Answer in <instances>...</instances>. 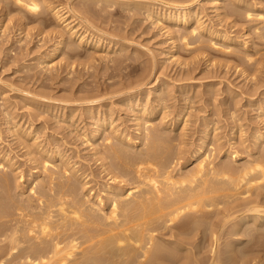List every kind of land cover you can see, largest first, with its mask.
<instances>
[{
  "label": "bare ground",
  "instance_id": "bare-ground-1",
  "mask_svg": "<svg viewBox=\"0 0 264 264\" xmlns=\"http://www.w3.org/2000/svg\"><path fill=\"white\" fill-rule=\"evenodd\" d=\"M7 1L24 9L23 11L26 14H30L29 16L25 14L26 18L42 15L44 11L52 14L53 19L61 26H64L65 29H63L64 33H61L58 50L62 51L65 47L69 49L67 53L72 55V53L76 52L77 47L84 42L85 33L82 34L83 32H80L85 25L83 21L88 20H79L80 16L76 13L73 14L70 7V9L67 7V10L63 9L64 7L61 9L47 0ZM173 1L96 0L97 9L100 7L98 10L95 9L96 6L91 8L87 5L82 8L84 10H80L93 15L94 12H108L111 8L119 5L121 10H118V8L117 10L121 13L135 14L138 12L141 16L144 14L149 19L155 18L158 22L162 21L165 27L168 28L167 30L175 34L170 37L172 45L175 47L174 54H176L178 48H182V45H179L181 42L184 45L183 49H189L191 45H202L203 42L209 40L208 37V39L204 37L207 39L204 41L202 37V39H199L200 36H197L198 34L200 35L199 31L201 26H203V19L200 21V17L198 18L196 14L200 6L198 8H195L197 5L193 6L197 0H189V2L186 0L185 4L188 5H184V3L183 5H178L177 2ZM211 1L213 3L212 8L217 10L218 16L221 15L219 11L225 9L222 13L223 16L221 15L220 17L222 22L223 20H228V17L231 18V16L235 17V24H237V20L246 21L247 23L244 22V24H248L247 31L249 30L251 35H254L257 40L259 39V42L264 40V7L261 6L262 4L260 5V3H264V0H228L231 3L229 6L228 4L226 6V0ZM256 1L261 8L257 6ZM8 2L4 3V5L10 4ZM103 2L106 5L100 6ZM1 3L3 4L2 0ZM159 5H161V10H156L155 8ZM4 7L6 8V6ZM109 8L110 10H108ZM201 10L203 11L202 7ZM84 12L82 13L83 17L85 15ZM72 14L77 16L70 20L69 18L73 17ZM199 14L202 15L201 12ZM87 15L90 16V14ZM23 16H21L22 20ZM81 22H83V25ZM191 22V29H187L186 26ZM200 22H202V25ZM180 27H184L181 32ZM204 28V33L210 36V40L206 44L204 43L205 46H211L213 50L215 48L217 49L216 51L225 55H234L235 58L237 56L247 65H255L260 49L254 48V50L247 47V39L240 40L236 36L219 32L207 25ZM196 36L198 39L191 42V39L193 40ZM71 38H77L79 43L76 44L78 42L76 41L72 44L70 41V44H66L69 43L66 40ZM177 40H180L179 44ZM245 47L246 49H244ZM121 50L123 51V49ZM120 59L124 58L121 56ZM123 61L118 60L117 63L119 62L122 65ZM143 83L145 85V82ZM148 90V99L151 97L150 94L158 95L159 93L157 88L151 87ZM163 93H159L160 96L156 100L158 102L156 106L158 108L166 107L167 110V106L164 107L167 95L165 96V92ZM140 96L141 92L130 94L124 101L126 105H129L131 101L137 100ZM184 96L186 95L184 94ZM90 97L89 99L85 98V101L88 100L87 102L92 104L83 111L86 115L92 114L93 105L96 106L97 104L94 103L99 100ZM184 99L182 100L181 98L182 101ZM63 101L65 102V100ZM156 101L154 102L156 103ZM149 102L152 101L149 99ZM36 104L47 107V110L56 107L49 102L45 103L37 100ZM147 104L148 102L145 103V105ZM97 106L99 107V105ZM185 107L179 110L177 108L174 109L175 112L176 110L178 112L174 115V111H172L171 118L174 115L173 118L179 121L180 118L189 116L188 113V115L185 114L187 112L186 109L189 107ZM131 108L134 109L136 107ZM258 109L263 117L264 100L258 104ZM136 110L134 112L135 119L138 122L136 135L130 134L129 131L125 132L128 128L122 131L118 129V126H113V121L109 122L102 115L103 112L101 114L103 117L98 115V118L92 119L96 127L90 132L86 130L82 134L84 135L83 138H86L85 141L89 142L90 145L92 144V148L98 149L102 147V149L100 148L102 151L96 150V152L101 153L98 154L102 157L103 165H101L107 173L106 176L111 181L117 182V184L114 183L115 185L106 184L103 186L104 188L101 189V192L105 195L104 198L100 192V194L96 193L95 196L97 197L98 195L97 198L95 197L96 199H91L94 196L91 197L94 194L92 193L94 188L90 187L88 181L90 178L88 177L92 175V172L87 173L86 169H83L84 172L79 174L80 169V171H74L75 169L72 168L68 157L65 158L66 154H63V156L58 155L57 161L59 162L54 161L57 157L54 152L56 154L62 152L61 150V152L59 151V146L55 147V149L51 148V151L50 147L52 145H49L50 143L48 142L49 148L47 146V148L45 146L42 147L41 145L43 144L37 141L39 135L35 136L36 138L30 137V130H26L24 133L17 134L18 137L20 136L19 138H22L20 142L23 140L26 148H29L28 152L34 155V160H31L37 162L39 166L42 165L40 170L42 169V174L44 172V175L45 173L46 175H43L44 177L42 178L38 174L39 172L37 173L33 169L34 171L29 175L27 182L31 184L28 192L33 193V195L30 194L29 199L27 198L26 200L25 198L23 200V196L19 193L16 195L15 192L17 190L15 189L20 187L22 184L20 181L24 176L22 174L19 176L17 174L16 176V171L12 169V166H10L9 171H4L6 169L5 166L10 164L4 159L6 156L4 158L1 156V152L0 156L5 160L6 164L0 163L3 166L0 168L3 169L0 170V264H251L252 259L256 261L254 255H258L256 253H260V251L258 252L257 249L255 253L252 247V250L249 251L247 249L244 250L245 248H242V250L240 248L241 245L246 243L242 238L250 242L251 246L254 243V248L257 246L258 248L261 247L263 254L264 133L261 130L255 131L253 133L254 141H248L249 143L245 142V139L242 140L239 136L231 138L229 139L231 140L229 144L232 142L237 145V148L224 151L223 149L226 148L225 144L219 142L220 138H216L217 135H215L216 133L214 134L218 128L214 127L213 135H211L212 128L209 127V121L207 126H205V123V127H202V131H200L203 133L200 136L202 140L201 146H192V143H189L190 147L188 148L189 145L185 146L183 140L188 135L184 133L185 130L183 131L181 128L179 134L174 133V130H172L175 135L170 136L166 129L163 128V125L166 124L163 122V117L165 118L168 115L161 112L165 116L160 115V123L154 124L157 114L156 107H152V105L145 107L143 104V107ZM75 115L76 113L71 110L68 116L69 118L72 116L73 119ZM231 117L233 116L231 115ZM187 119L183 120L186 122ZM90 123L93 124L92 122ZM177 123L175 124L177 125ZM160 124H162V128ZM182 124L185 123L183 122ZM183 128L186 127L183 126ZM108 129L109 131H107ZM36 131L38 132L39 130L36 129L35 133ZM100 138L102 145L99 141L96 142ZM98 143L100 146H98ZM183 148H186V150ZM181 153H187L185 154L187 156L184 155L182 157ZM242 153L247 156H243ZM40 157H42L43 164H41ZM221 157H225V159H222V161ZM241 158L242 161H240ZM181 159L184 160L183 163H181ZM48 164H52V167H49ZM175 169H178L176 170L177 172H174ZM39 177L42 179L38 180ZM87 178L88 180H86ZM81 190L86 191L87 194H82ZM12 193L17 197L21 196L22 198L18 197L20 201L15 200V195ZM212 213L214 214L213 219H211L212 215L209 217V214ZM214 216H220V222L217 218L218 221L214 223ZM209 221L211 222L209 223ZM214 227L217 230H213ZM215 230L220 231L216 232ZM207 231H212L213 234L215 231L219 233V237L216 236L215 242H212L213 246L211 244L212 247L209 249L210 254L207 252V256H202L201 254L206 253L203 252L206 249L203 244L207 243L208 234H205ZM191 235L194 236L192 240ZM223 235L226 237H223L224 241H226L224 242L226 248L224 247L225 244L222 245L223 243L219 242L222 241L220 239ZM204 236L207 237L206 241ZM211 236L214 241L215 236ZM190 246L191 248H189ZM193 248L197 250L195 252L190 251ZM249 254L253 255L252 259L249 258Z\"/></svg>",
  "mask_w": 264,
  "mask_h": 264
},
{
  "label": "rangeland",
  "instance_id": "rangeland-1",
  "mask_svg": "<svg viewBox=\"0 0 264 264\" xmlns=\"http://www.w3.org/2000/svg\"><path fill=\"white\" fill-rule=\"evenodd\" d=\"M47 1H51L49 3H54L56 7L61 9L64 7L63 9L67 10L70 7L71 9H69L72 10L73 14L76 13L80 16L79 20L87 19L89 21L82 20L85 25L83 27L84 30L82 29L80 33H85L84 35L86 38L83 39V45L81 44L77 47L76 52L72 53V55L67 53L69 49L65 47L62 51L58 50V42L61 40V35L64 33V26L57 23L55 19H53L54 17L51 16L52 14L44 11L42 15H34L33 17H31V15V18H26V15L29 16L30 14H26V12L23 11L24 9L13 5L7 0H2V4L0 0V155L2 152L1 156L3 158L6 156L4 159L10 164L9 166L8 164L5 166L7 170L4 168V171H9L10 166H12V169L16 171V174L13 171L16 176L17 174L18 176L21 174L24 176L20 181L22 183L19 187L20 189H15L17 190L15 192L16 195L19 193L23 196V198L21 196L18 197L23 200L26 198L27 200L28 197L30 198V194L33 195V193L28 192L31 184L27 183L30 177L29 175L33 173L32 171L36 170L37 173L39 172L38 174H40L42 178L46 175V173L44 175V172L42 174V169L40 170L41 164H43L42 157H40L42 163L40 162L41 166H39L37 162L32 161L34 160V155L28 152L29 148H26L23 140L20 142L22 138H19L20 136L18 137L17 134L24 133L26 130H30V137H37L39 135L37 141L43 144L41 145L42 147L47 146L49 148V145H52L50 149H55V147L59 146V151L61 150L62 152L60 151L61 153L59 154L54 152L55 156H57L54 161H57L59 158L58 155L63 156V154H66L65 158L68 157L72 168L75 169L74 171L80 169L81 171L79 170V174L84 172L85 169L87 173L92 172V175L88 177L90 179H86L89 181L90 187H92V189L94 188L92 191L94 194H92L91 197L94 196L92 198L90 197L92 200L96 197V193L100 194L104 185L109 184L111 186L117 184V182L111 181L109 177L106 176L107 173L102 167V157L98 155L101 153L96 152V150H101L102 147L98 149L92 148V144L90 145L89 142L85 141L86 138H83L84 135H82L84 131L87 130L90 132L96 127L93 120L98 118V115L99 117L105 116L109 122L113 121V126H118V129L124 131L125 128H128L125 132L129 131L130 134L136 135L138 122L137 119H135L136 116L134 112L137 111L136 109L143 107V104L145 107L152 105V107L154 106L157 108L154 124L160 123L159 119L161 116H165L164 114L162 115L161 112L168 115L169 117H163V122L166 123L163 125V128L166 129V132L169 133L170 136L175 135L173 132L179 134L181 128L183 131L185 130L184 133L188 135H186L183 140L185 146L189 145L188 148L190 147L189 143H192V146H201L202 140L200 136H202L203 133L200 131H202V127L207 126V122L209 121L212 125L211 127L209 124V127L212 128L211 135H213L214 127L216 129L218 128V130H215L214 134L216 133V138H220L219 142L225 144L226 148L223 149L224 151L237 148V145L234 143L230 142L229 144V141H231L229 139L231 138L239 136L242 140L245 139L244 141L249 143L250 141H254L253 133H255V131L261 130L264 133V116L262 117L258 109V104L264 100V40L259 42V39L257 40L254 35V37L251 35L249 30L247 31L248 24H244L246 21L242 22L243 20H237V24H235V17L231 16V18L228 17V20H223L222 22L220 17L221 15L223 16L222 13L225 9L219 11L221 15L218 16L217 10L212 8L213 3H211V0H197L196 4L193 5L194 7L197 5L195 8L200 6L196 14L198 18L200 17V21L203 19V26H201L200 29L202 33L199 31L200 35H197L198 37L200 36L199 39L203 38V40L206 41L209 38L210 40V36L204 33V27L206 25L219 32L236 36L240 40L247 39V47L253 49L258 48L257 50L260 49L257 55L258 58L256 59L257 62H255V65L252 64V67L245 64L241 59L237 58V56L236 59L234 55H225L216 51L217 49L214 47L213 50L211 46H205L206 42L209 40L203 42L202 45L198 44L199 46L201 45L200 47L196 44H194L195 46L191 45L189 49H183V43L181 42L179 44L180 40H177V43L180 46L182 45V48H178V51L174 54L175 47L172 45L170 37L175 34L170 33L162 21H159V23L157 19H149L144 16V14L141 16L138 12L135 14L121 13L118 11L121 10L119 5L113 7L114 9L111 8V10L109 8L108 10L111 12L103 11L97 12V14L93 11L94 13L92 15V13H85L81 10H84L82 9L84 5L91 8L93 6L95 7L96 0L93 2L92 0ZM6 2L10 4L4 5ZM173 2H177L178 5H183V3L184 5H188L185 4L186 0H184V2L183 0H174ZM187 2H189V0H187ZM225 2L226 6L227 4L228 6L231 5L228 0ZM104 3L105 2L100 6L106 5ZM257 4L259 8H261V4V6L264 7V3H260V5L259 3ZM3 5L6 6V8ZM95 9H97V6ZM155 9L161 10V5ZM83 12L86 18L83 17ZM200 12L202 15L199 14ZM76 14L74 15L75 17L73 16L69 19L76 18ZM87 14H90V16ZM130 15L135 16L131 17ZM21 16L24 17H22L23 20ZM83 22H81L82 25ZM200 23L202 25V22ZM191 25L192 22L187 25L186 28L191 29ZM180 28H178L180 32L184 30V27ZM87 29L88 32L86 33ZM98 33L102 35L100 36ZM197 36L196 38L194 37L193 40L191 39V42L198 39ZM204 37L208 38L206 39ZM67 40L66 42L69 43L66 44H70L71 42L74 44L76 41H78L76 44L79 43L77 38ZM207 44L209 45V43ZM120 48L123 49V51ZM244 49H246V47ZM121 56L124 59H120ZM118 60H124L123 64L117 63ZM143 82H145V85ZM151 87L159 89V93L164 94L163 92H165L167 99L166 97H164V99H166L167 102L166 100L164 101V107L167 106V110L166 107H159V109L158 106H156L158 103L156 100H158L157 98L160 96L159 93L158 95L150 94L151 97H149V99L152 102H149L148 89H151ZM128 92L130 94L141 92V96L138 98L139 100H134V103L131 101L133 105L129 104L130 106L128 104L126 105L124 101V99L130 95ZM184 94L186 96H184ZM89 97L92 99H99L97 103H94L99 105V107L93 105L94 110L92 114L86 115L83 111L90 107L89 105H92L87 102L88 100L85 101L89 99ZM27 98L30 100H27ZM181 98L182 100L184 99V101H188L184 103ZM36 100L45 103L49 102L56 107L47 110V107L36 104ZM63 100H65V102ZM153 100L156 101V103ZM147 102L148 106L145 105ZM184 106L187 108L189 107L186 109L187 112L185 113L186 115L189 114V116H187L188 119L184 117L180 118L181 121H178L173 118L175 113H177L179 109L184 108ZM131 107L136 108L133 109ZM176 108L178 110L175 112L174 109ZM71 110H73V113H76L73 119L72 116L71 118L68 116ZM172 111H174V115H172L171 118ZM81 115L83 116L81 117ZM231 115L233 117L235 115V117L233 118ZM85 117H87L88 120ZM183 119H187V123ZM173 121L175 123L178 122V127ZM183 122L185 124H182ZM86 124L90 127L88 125L86 126ZM172 124L175 125L173 126ZM160 125L162 128V124ZM183 126L186 128H183ZM36 129L39 131L35 133ZM172 130L174 131L172 132ZM107 131H109V129ZM98 141L102 145L101 138L96 142ZM99 143L98 146H100ZM186 148L183 149L186 150ZM185 154L187 153H183L182 157H184ZM1 156L0 159L2 162L0 160V163L4 165L6 162ZM243 156L247 155L243 154ZM182 159V162L180 161L181 163L184 162ZM222 159L224 160L225 157H221V160ZM10 160L15 167L10 163ZM240 161H242V158ZM1 165L0 168L3 167ZM51 165L52 164H48L49 167H52ZM178 169H175L174 172H177L176 170ZM41 177H39L38 180L42 179ZM105 178H107V180H105ZM102 193L103 192H101V194ZM12 194L15 195L14 193ZM82 194H87V192L83 190ZM16 195L14 197L15 200L20 201ZM101 196L104 198L105 195L102 194ZM209 215V217L212 215L211 219H213L214 214L212 213ZM217 218L219 219L220 216H214V223L218 221ZM210 222L211 221H209V223ZM214 229H216V227H214L213 230ZM212 231L205 232V234H208L210 237L208 235V238L204 236L205 241L207 238V243L203 244L206 246H203L206 248L203 252L206 253L201 254L202 256H207V252L210 254L209 249L213 246L212 242H215L216 236L219 237V233L216 232L220 230L214 231V234ZM211 235L215 236H213L214 241ZM224 235L220 239L222 241H219L223 243L222 245L226 242L223 239ZM191 237L189 238L192 240L194 236L191 235ZM195 239L197 240L196 236ZM242 239L246 243L241 245V249L245 248L244 250L247 249L248 251L254 249L255 253L260 251V253H256L258 255H254L257 262L252 259L253 255L249 254V258L253 260L251 264H264V250L262 249V254L261 247L258 248L257 246L254 248V243H252L251 246V243L247 242L245 238ZM222 245L221 247L223 248ZM225 246L226 244L224 247ZM189 248H191V246ZM196 250V248H193V250L191 249L190 251L195 252ZM255 253L253 252V254Z\"/></svg>",
  "mask_w": 264,
  "mask_h": 264
}]
</instances>
